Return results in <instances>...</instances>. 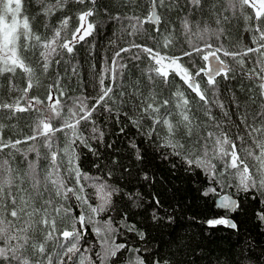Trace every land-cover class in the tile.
Listing matches in <instances>:
<instances>
[{
  "label": "trees",
  "instance_id": "trees-1",
  "mask_svg": "<svg viewBox=\"0 0 264 264\" xmlns=\"http://www.w3.org/2000/svg\"><path fill=\"white\" fill-rule=\"evenodd\" d=\"M14 1L8 5L6 0L7 11L13 13L12 19L19 20L13 30L15 37L8 45L2 43L0 23V125L3 126L0 137L9 144L0 148V164L7 162L6 169L11 172L5 171V179L10 177L13 180L11 189L6 186L4 190L5 218L17 227L29 219L22 215L18 221L10 216L13 206L7 193L10 190L12 195H17V185L24 189V194L31 192L26 173L29 162H34L36 155L28 152L29 148L35 146L39 148L41 156L50 155L43 147L44 138L39 136L37 128L42 132L44 121L52 123L53 127L61 126L68 119L69 110L76 113L69 121L75 123L83 115L80 112V104L83 103L88 110L95 106L96 111L91 120H80L77 125L79 134L88 145L85 147L79 140L73 145L76 156L73 166L79 168V183H76L75 173L70 177L65 173L69 165L62 149L67 146L65 132L70 135V129L56 133L54 150H58L60 175L64 177L66 187L79 190L83 185V194L91 206H97L99 200L95 189L90 186L92 181L85 177L98 178L96 183L106 182L118 190L112 196L111 206L100 213L96 220L102 225L110 219L112 227L116 229L113 233L115 243H123L127 247L106 264H134L137 257L144 264H164L165 261L167 264H236L238 259L243 258L242 253L249 258L246 264H264V222L258 219V214L264 213V194L255 189L248 192L240 189L235 170L225 166L227 158L222 161L210 155L215 165V175L205 172L203 168L189 167L184 160V157L203 155L201 141L209 131L227 133L237 144L242 159L245 157L241 143L252 146L237 117L244 114L241 109L246 110L249 117L257 111L264 112V89L259 88V78L252 75L253 70L259 72L264 69V41L260 35L264 34V3L257 0L262 4V9L257 12L248 0H192L194 5L191 0H96V15L92 20L96 25L94 33L75 45L74 53L69 54L61 49L62 44L71 39L74 29L79 26V13L93 8L90 0H85L84 4L68 0L66 6L54 10L51 15L44 9L55 4L56 0H22L21 18V0ZM152 4L160 15L157 25L145 20ZM23 16L27 18L22 19ZM69 17L60 37H54L61 21ZM37 35L41 37L39 42L35 41ZM165 43L167 48L164 47ZM133 44L152 47L161 55L181 57L180 63L193 75L203 64L201 55L205 49L199 47L211 44L220 48V54L230 69L228 78L223 73L216 77L219 83L218 99L224 109L213 106L210 119L204 113L203 102L182 79L176 77L174 83L166 84L162 78L155 77V73L150 71L155 62L147 53L132 47ZM121 48L129 49L121 52V58L131 68V75H126L120 86L105 76L104 86L113 88L111 99L105 98L106 107L111 109L108 112L105 102L96 104L101 94L96 76L103 74L106 63L110 66L115 52ZM56 49L61 55H52ZM189 52L192 53L190 57L183 55ZM137 54L141 57L139 61L132 59ZM16 58L25 63L27 70L17 63ZM57 60L60 62L57 63ZM73 68L75 71H72ZM149 75L153 76V80H148ZM260 75L264 78V72ZM169 79L171 81L172 77ZM28 81L31 82L29 91ZM137 81L140 85L138 88L134 86ZM196 82L214 105L211 93L207 91V78L201 74L196 77ZM177 90L183 92L189 101L193 127L189 136L183 125L178 126L172 139L182 147L173 150L164 146L163 138L168 135L166 126H154L153 121L135 107L136 97L132 98L131 103L127 101L129 92L138 91L145 100L143 106L152 102L147 98L153 94L156 105L169 99L171 106L172 96ZM57 99L60 100L61 115L52 119L51 105ZM16 107L27 110L21 112ZM224 112L228 116H224ZM160 116H166L163 107ZM168 118L173 123L179 119L175 113ZM133 120L138 121V125L133 124ZM216 124H221L222 129H218ZM237 125H240L238 134L244 136V141L236 139ZM93 127L103 132L102 142L94 138L97 134L92 132ZM150 131L153 133L151 138L147 136ZM34 135L35 140L27 139ZM17 140L21 143L15 148L11 147ZM132 142L137 149L130 147ZM213 143L214 140L209 139L210 153ZM226 147L230 150V146ZM137 150L140 160L135 158ZM174 151L180 155H175ZM254 151L258 154V149ZM25 152L28 153L27 157ZM246 163L253 168L251 158H247ZM40 165L47 169L49 162L41 160ZM145 175L147 180L144 179ZM21 180L23 184H20ZM225 192L238 198L239 207L233 213L215 204V198ZM43 198L53 202L49 208V219L56 216L55 208L69 210V217H79L81 207L71 193L67 199L57 197L49 185ZM36 206L39 207V203ZM59 215L63 216L64 212L61 211ZM85 215L89 213L85 211ZM153 215L159 219L153 220ZM228 216L234 218L236 229L227 225L209 226L207 223L211 219H226ZM41 218V214L31 218L35 233H29L38 243L50 230L39 223ZM76 227H80L79 223ZM85 227L87 232L82 234L81 252L89 255L94 264H101L96 256L102 248L99 243L101 237L92 231V225L85 224ZM129 228L132 230L129 231ZM62 230H71V227L57 217L58 238ZM141 233L143 239L140 238ZM60 240L62 242V238ZM53 244V241H48L46 248H52ZM85 249L88 250L86 253ZM65 264H70L67 258Z\"/></svg>",
  "mask_w": 264,
  "mask_h": 264
},
{
  "label": "snow or ice",
  "instance_id": "snow-or-ice-1",
  "mask_svg": "<svg viewBox=\"0 0 264 264\" xmlns=\"http://www.w3.org/2000/svg\"><path fill=\"white\" fill-rule=\"evenodd\" d=\"M75 2L84 4L85 0H75ZM261 2L264 3V0H261ZM67 3L68 0H56L55 4L49 5L44 9V11L51 15L54 10H61L62 7L67 5ZM90 3L93 5V8L79 13V26L74 29L71 40L62 44L61 49L66 50V52L69 54L74 53L75 45L84 42L86 38L91 37L95 31L96 25L94 22H92V20H94L96 15V12L94 11L96 0H90ZM20 7L21 12L19 16L21 18L22 0ZM0 15H6L8 23L11 24L13 13L11 11H7L6 0H0ZM26 18L27 16H23L22 19ZM68 19H70V17L61 21L60 27L54 32V37H60L61 31L68 24ZM148 19L159 22L160 18L155 15V12H153V14L148 17ZM156 31L159 32L160 29L157 28ZM260 35L261 40L264 41V34ZM164 39L166 40V37ZM40 40V36H35V41L39 42ZM44 46L46 45H43V47ZM33 47H36V45H33ZM132 47L140 49L142 52L148 54L151 60L155 62V66L151 67L150 71L155 73V77L162 78L164 83H174V79L176 77L182 79L187 84V86L192 89L194 93H196L199 101L203 102L204 113L210 119H212L211 110L213 106H216L221 110L224 109V105L220 103L218 99L219 83L216 77L223 73L224 77L228 78L230 69L227 64L223 65V70L215 66H213L211 71H206L204 68H200L196 71L195 75H193L189 72L188 68L180 63L181 57L179 56L173 57L161 55L160 51H154L152 47H142L138 44H133ZM164 47H168L166 43L164 44ZM127 51H129V49L121 48L119 51L115 52L111 61V65L108 66L106 63V66L103 69V74H97L96 76L98 84L100 85L101 93L96 100V104L99 105L101 102H105V110L108 112H111V109L106 107L105 98L111 99L110 94L113 92V88L111 86H104L105 76H108L113 83H117L118 86H120V83L124 81L125 76L131 75V68H129L126 63L122 62L121 58V52ZM52 55L59 56L61 53L58 51V49H56ZM183 55L185 57H190L192 53H183ZM132 59L139 61L141 57L137 54L134 55ZM56 62L59 63L60 61L57 60ZM240 63L242 66L243 61ZM135 67L138 69V65ZM72 71H75V69L73 68ZM261 72H264V69H261L259 72L253 70L252 75L259 78L261 81L259 88L264 89V78L261 77ZM201 74L207 77V91L211 93V101L215 102L214 105L210 102V98L206 94V91L202 90L200 84L196 82V77L200 76ZM170 76L172 77L171 81L169 79ZM148 80H153V76L149 75ZM134 86L138 88L140 86L139 82H134ZM124 87L128 86L124 85ZM121 95H123V93H121ZM133 97L137 98V104L135 107L140 108L141 112L144 115H147L148 118L153 121L154 126L158 124L166 126L168 135L163 138L164 146L171 147L173 150H175L177 147H182L178 143H174L172 139L179 125L184 126V128L187 130V135H192L193 121L189 114L191 108L189 101L184 97L183 92L177 90L173 94V103L171 106L169 99H164L162 104L156 105L155 94L147 98L152 102L147 103L146 106H143L145 104V100L141 98V94L138 91L129 92V100L127 102L131 103ZM49 99H51V96H49ZM233 103L235 104L234 101ZM253 103H255V101H253ZM59 106V99L56 100L55 104L51 105L53 114L52 119L60 117L61 112L59 110ZM8 107L12 108L11 105ZM161 107H163L166 112V116L164 117L160 116ZM237 107L240 108V106ZM16 108L21 112L27 110L25 108ZM241 110L244 112V114L242 116H238L237 118L241 121V125H243L247 136L252 141V146H245L244 143H241L240 145L244 153V159L241 158V155L237 151V144L227 133L220 131L219 134H216L209 131L207 132V136L202 138L201 141L203 155L193 156L192 158L184 157V160L189 167L194 166L203 168L205 172H211L213 175H215V165L212 163L210 155L211 157L222 161L227 158L225 166L226 168L235 170V175L239 180L240 189L245 192L255 189L264 194V112L257 111L253 113L251 117H249L246 110ZM94 111H96L95 106H93L91 110H88L87 107L81 103L80 112L83 113V115H81L80 118L75 121V123H71L69 121L76 116V113L72 110H69L68 119L64 120L61 126L53 127L52 123L44 121L42 124L43 131L41 132V129L37 128V133H40L39 136L44 138L43 147L48 153H50V155L46 154L41 156L39 148L35 146L29 148L28 152H34L36 155V160L34 162H29L28 172L26 173V176L31 183V192L24 194V189L20 187V185H17V195H12L10 190L7 193V198L11 200V204L13 206L10 216L17 218L18 221L22 215H26L29 218L23 225L19 227L13 225L12 221L5 218L4 204L6 197L4 190L6 186L11 189L13 180L10 177L5 179V171H8L9 173L11 172L10 169H6L7 162L5 161L3 164H0V245H2L0 246V264H65V258L68 259L70 264H94V262L91 260V257L82 253L80 249V243L83 238L82 234L87 232L85 224L92 225V231L97 236L101 237L99 243L102 245V248L100 252L96 253V256L101 260V264H106L107 261L114 260L118 253L127 247L123 243H115V240L113 239V233H115L116 229L112 227V222L110 219L103 222L102 225L96 220V217L100 213H104L111 206L112 196L114 193H118V190L112 188L106 182L96 183L98 178L85 177V179L92 181L90 186L95 189V195L99 200L97 206L93 207L88 203L87 197L83 194V185L80 186L79 190L66 187L65 179L60 175L58 150H54V137L56 133L64 132L65 129L71 130L70 135L65 132L67 146L62 149L63 153L68 157L69 166L65 168V173L69 177L75 173L76 183H79V168L73 166L76 159L73 145L76 144L77 140H79L81 144H84L85 147L88 145L83 136L79 134L77 125H79L80 120H91ZM174 113L179 117L176 123H173V121L168 118L173 116ZM223 115L228 116V113L224 112ZM132 123L138 125L139 122L133 120ZM216 127L218 129H222L221 124H216ZM239 127L240 125L236 126V139L244 141V136L238 134ZM2 130L3 126L0 125V131ZM121 131H123V129H121ZM92 132L97 134V136L94 138H98L102 142L104 135L103 132L99 131L97 127H93ZM152 135L153 133L151 131L147 133L149 138H151ZM157 138H159L158 133ZM27 139L35 140L36 136H30L27 137ZM209 139L214 140L211 153L209 152L208 147ZM20 143L21 141L17 140L15 143L11 144V147L15 148L16 145ZM8 146L9 144L4 143L2 137H0V148ZM226 146H230V150L229 147ZM109 147H111V145H109ZM130 147L132 149H137V145L134 142L130 144ZM254 149H258V154L256 151H254ZM89 150L91 151V149ZM27 154V152L24 153L25 157H27ZM174 154L177 156L180 155L179 152L175 151ZM135 158L137 160L141 159L138 150L136 151ZM247 158H251V160L254 162L253 168H250L249 164L246 163ZM41 160L49 162V167L47 169L40 165ZM17 179H19V177H17ZM144 179H148L147 175L144 176ZM20 184H23V180L20 181ZM41 185H43V191L41 190ZM49 185L54 190V194L57 197H63L64 199H67L69 193L75 197L76 201L79 202L81 207V214L78 218L69 217V210L67 209L55 208L53 211L56 213V216H53L51 219H49V208L53 202L51 199L43 198L44 192L48 191ZM49 195L51 196L52 193H49ZM225 201L226 203L221 205L223 208L236 210L239 207L236 201L230 200L227 197H225ZM37 203H39V207L36 206ZM156 203L159 204V201ZM61 211L64 212L63 216L59 215ZM85 211H87L89 215L86 216ZM36 214L42 215L39 223L47 226V228L50 229L47 231L46 235L43 236L42 242L39 243L33 238L32 235H29L30 232L35 233V225L32 223L31 218ZM57 217H59L62 221H66L71 227V230H62L59 233V237L62 238V242L56 235ZM157 219H159V217L153 215V220ZM258 219L261 222H264V213L258 214ZM77 223L80 225L79 228L76 227ZM207 223L209 226L227 225L232 229L237 228V225L229 219H211L207 221ZM131 230L132 228H129V231ZM140 238L143 239L142 233L140 234ZM48 241L54 242L52 248H46ZM87 251V249L84 250L85 253ZM73 257H75V261H73ZM242 257V259L237 260L236 264H246V261L249 258L244 256L243 253ZM134 264H144V262L142 259L137 257ZM164 264H167V262L165 261Z\"/></svg>",
  "mask_w": 264,
  "mask_h": 264
},
{
  "label": "rangeland",
  "instance_id": "rangeland-1",
  "mask_svg": "<svg viewBox=\"0 0 264 264\" xmlns=\"http://www.w3.org/2000/svg\"><path fill=\"white\" fill-rule=\"evenodd\" d=\"M14 2H15L14 0H8V5L12 4ZM248 2H249V0H248ZM249 3H250V5H252L256 9L257 12H260V10L262 9V4L260 2H258L257 0H250ZM0 23H1L2 32H3L2 33V43L4 45L5 44L8 45L10 40L13 37H15L14 34H13V30L16 28V25L19 24V20L17 18H14V19H12L11 24H9L7 16L5 17V15H1ZM3 26H5L4 30H3ZM70 40H68V41H70ZM199 48H203L205 50H208V48H214V46L211 45V44H208V45L205 44V45H203V46H201ZM216 49H220V48H216ZM15 51H18V49L15 48ZM13 55L15 56V54H11V56H13Z\"/></svg>",
  "mask_w": 264,
  "mask_h": 264
},
{
  "label": "water",
  "instance_id": "water-1",
  "mask_svg": "<svg viewBox=\"0 0 264 264\" xmlns=\"http://www.w3.org/2000/svg\"><path fill=\"white\" fill-rule=\"evenodd\" d=\"M153 7H154V6H153ZM153 7H152V9H153ZM217 52H218V51H216V53H217ZM16 61H17L18 64L22 65V66L24 67L25 70H27V67L25 66V63H24L21 59L16 58ZM224 64H227V63H226L225 61H221V60H219L218 62H216V63H212L211 65L205 67L204 69H205L206 71H211L212 68H213V66H215V67H217V68L223 70V65H224ZM227 65H228V64H227ZM204 76H205V75H204ZM205 77H206V76H205ZM206 78H207V77H206ZM30 88H31V82L28 81V83H27V91H29ZM225 197H227V198L230 199V200L236 201V202L238 203V198H237L236 196H234L233 194H231V193H229V192H225V193L219 194V195L215 198V204H216V206H217L218 208H221V209H224V210H228L229 212L233 213L234 210H230V209H227V208H223V207H221L222 204L226 203V201H225ZM79 208H80V207H79ZM80 210H81V208H80ZM80 214H81V211H80ZM80 214H79V215H80ZM226 219H229V220H231L232 222H234V223L236 224V222H235V220H234V218H233L232 216H228ZM236 225H237V224H236ZM228 227H229V226H228Z\"/></svg>",
  "mask_w": 264,
  "mask_h": 264
},
{
  "label": "flooded vegetation",
  "instance_id": "flooded-vegetation-1",
  "mask_svg": "<svg viewBox=\"0 0 264 264\" xmlns=\"http://www.w3.org/2000/svg\"><path fill=\"white\" fill-rule=\"evenodd\" d=\"M152 7H153V4H152L151 7H150L148 17H149L150 15H152L153 12H155V15L158 16V17L160 18V15H159L158 12L155 10V6L153 7V9H152ZM148 17H146L145 20H148V21L154 23L155 25L158 24V22H156L155 20H149ZM152 18H154V17H152ZM159 20H160V19H159ZM216 48H217V47H214V48H208V50H205V51L203 50V51H202V55H201V56H202V59H203V64L201 65L200 68H205V67L211 65L212 63H216V62H218L219 60H221V61H225V60L222 58L221 54H220V51H221V50H220V49H216ZM216 51H218V52L216 53ZM205 58H207V59H205Z\"/></svg>",
  "mask_w": 264,
  "mask_h": 264
}]
</instances>
